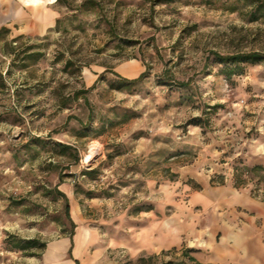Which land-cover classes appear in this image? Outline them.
<instances>
[{
    "label": "rangeland",
    "instance_id": "rangeland-1",
    "mask_svg": "<svg viewBox=\"0 0 264 264\" xmlns=\"http://www.w3.org/2000/svg\"><path fill=\"white\" fill-rule=\"evenodd\" d=\"M10 1L0 0V264H194L184 242L137 246L158 224L204 230L192 201L208 186L228 191L222 212L264 225V177H235L264 167V61L215 57L264 53V0H41L21 23L51 9L55 24L23 35ZM135 63L136 76L120 74ZM28 240L45 245L13 247Z\"/></svg>",
    "mask_w": 264,
    "mask_h": 264
},
{
    "label": "crops",
    "instance_id": "crops-1",
    "mask_svg": "<svg viewBox=\"0 0 264 264\" xmlns=\"http://www.w3.org/2000/svg\"><path fill=\"white\" fill-rule=\"evenodd\" d=\"M55 1L51 0L49 4L55 3ZM34 2L33 0H11L8 2L6 11L9 14L18 15L16 18L20 20V23L16 24L17 27H14V34L36 33L41 29L46 32L55 24V14L51 9L41 13L43 15L41 24L36 23V19H32L31 16L21 23L24 18L21 17L22 12L35 15L40 11H38L40 3L37 2H41V0ZM120 70L124 72L119 71L121 75L134 77L140 71V67L135 63V65L124 66ZM198 196L201 197V200L194 201V198L192 202H201L203 210L206 212L207 226L204 230L193 227L188 230L189 232L182 234L181 225L174 224L172 227H165L164 224H158L156 238H150L149 230L144 231L139 237L137 249L168 250L180 246L184 242V248L191 250L189 256L199 264H264V225L258 223V216L241 213L240 217H234L222 212L229 196L228 191L223 187L208 186V188L202 189ZM243 202L252 205L249 199L243 198ZM236 218H241V223H237ZM113 242L118 244L117 239H114ZM52 254L56 256L55 251ZM178 261L183 262L182 264L186 262L185 257Z\"/></svg>",
    "mask_w": 264,
    "mask_h": 264
},
{
    "label": "trees",
    "instance_id": "trees-1",
    "mask_svg": "<svg viewBox=\"0 0 264 264\" xmlns=\"http://www.w3.org/2000/svg\"><path fill=\"white\" fill-rule=\"evenodd\" d=\"M59 1V0H56ZM57 23V22H56ZM8 29L5 27H0V38L2 37V34L4 32H7ZM1 41V40H0ZM214 54V53H213ZM215 57L219 60H232V61H238V62H260V61H264V53H259V52H248V53H238V54H234V55H230V56H222V55H217L215 54ZM71 63V61L68 59L65 63L66 66H69ZM142 63L144 64L145 68H148V65H146V63H144L142 61ZM145 71L143 73H140V75L134 79L137 80L139 78H141L144 75ZM116 74V73H113ZM94 85H92L89 88H83L80 89L78 91H75L73 93V98H78L80 95H84L88 92L89 89L93 88ZM83 100L85 104H88L87 98L85 96H83ZM69 119V117L67 118V120ZM258 173H260V175H258ZM249 175H255V176H259V177H264V167L260 166V165H255L252 167H246V166H239L235 169V177L237 178V180L240 182L243 180L244 177H247ZM217 184L222 185L223 182L220 181ZM58 195H60L62 198H64L65 202H66V207H65V213H66V218L69 220L71 227L73 228L75 225L73 223V221L71 220L70 216H69V211H68V206H67V198L65 196V194L61 191H56ZM68 239H69V248H68V258H72L71 255V250L73 247V232H71L68 235ZM44 243L38 244L36 241L34 240H28V241H15L13 243V247L20 250V251H25L28 249H32V248H42L44 247ZM185 253H187V251H184ZM188 258L193 261L194 264H199L198 262H196V260L190 256H188ZM75 263L77 264V261H75ZM161 264H179L173 261H168V262H164Z\"/></svg>",
    "mask_w": 264,
    "mask_h": 264
},
{
    "label": "bare ground",
    "instance_id": "bare-ground-1",
    "mask_svg": "<svg viewBox=\"0 0 264 264\" xmlns=\"http://www.w3.org/2000/svg\"><path fill=\"white\" fill-rule=\"evenodd\" d=\"M33 1H38V0H33ZM96 150V146L95 144H91L89 146V154L86 156L85 160L88 161V159L91 157V155L94 153V151Z\"/></svg>",
    "mask_w": 264,
    "mask_h": 264
}]
</instances>
